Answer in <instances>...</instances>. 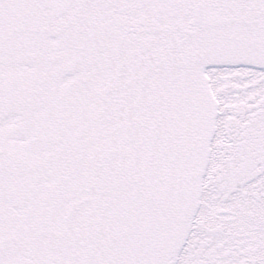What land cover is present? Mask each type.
<instances>
[{
	"label": "snow or ice",
	"instance_id": "1",
	"mask_svg": "<svg viewBox=\"0 0 264 264\" xmlns=\"http://www.w3.org/2000/svg\"><path fill=\"white\" fill-rule=\"evenodd\" d=\"M0 264H264V0H0Z\"/></svg>",
	"mask_w": 264,
	"mask_h": 264
}]
</instances>
